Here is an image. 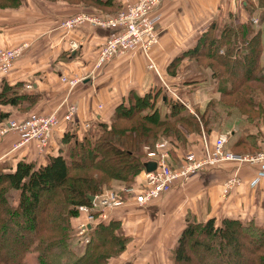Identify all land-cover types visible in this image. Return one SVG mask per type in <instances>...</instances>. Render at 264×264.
I'll list each match as a JSON object with an SVG mask.
<instances>
[{
	"label": "trees",
	"instance_id": "16d2710c",
	"mask_svg": "<svg viewBox=\"0 0 264 264\" xmlns=\"http://www.w3.org/2000/svg\"><path fill=\"white\" fill-rule=\"evenodd\" d=\"M39 1L85 5L108 17L121 11L117 0ZM21 5L22 0H0L1 11L18 10ZM246 11V20L232 16L226 22L213 20L196 45L167 68V77L176 79L182 74L183 62L192 61L216 81V97L201 115L191 114L183 100L161 88L140 96L132 91L115 108L109 122L95 118L86 130L88 123L66 122L79 126L82 136L76 130L65 133L59 153L46 164L20 161L14 169L0 170V264H30L32 255L37 264H111L124 255L131 238L121 221L110 218L90 232V242L79 254L73 253L69 241L85 221L78 208L90 205L89 196H101L116 184L124 188L119 196L125 202L133 197L131 190L142 188L138 178L149 163L147 150H153L158 142L168 141L171 158L180 165L185 153L193 151V136L205 135L213 145L211 133L225 130V124L237 116L247 131L255 133L248 135L251 142L242 138L229 150L264 151V0L259 9L248 7ZM258 11L261 16L254 24L253 15ZM201 74L203 71L194 75L184 71L183 84H197ZM248 85H257L259 91ZM27 89L23 83H1L0 124L11 118L3 108L27 114L37 105L39 96ZM34 114L43 116L31 113L16 120L24 122ZM200 140L201 148L195 152L204 148ZM168 259L171 264H264V224L233 217L200 221L189 214Z\"/></svg>",
	"mask_w": 264,
	"mask_h": 264
},
{
	"label": "crops",
	"instance_id": "0c3cea01",
	"mask_svg": "<svg viewBox=\"0 0 264 264\" xmlns=\"http://www.w3.org/2000/svg\"><path fill=\"white\" fill-rule=\"evenodd\" d=\"M117 2L122 10L131 0ZM260 5L261 0H163L157 12L160 18L157 28L159 43L149 55L157 72L148 70L149 58L141 52L120 56L97 69L101 46L106 42L109 30L91 24L81 25L72 31L62 27L66 19L82 12L100 15L91 7L22 0L18 10H0V48L27 46L11 72L0 77V85L2 82L9 85L23 83L26 87L32 86L27 92L39 96L37 105L27 114L10 107L3 108L5 113H11V118L3 124L9 120H23L31 113L43 116L56 113L63 120L70 105L77 106L78 112L74 118L77 125L93 124L95 118L109 122L115 108L130 92L134 91L140 96L161 88L170 95L176 90L177 81L182 82L188 93L186 108L191 114L197 112L201 115L207 104L216 97V81L209 72L203 71L197 84L187 86L183 84L184 71L176 79H169L167 68L175 58L196 45L213 20L226 22L229 16L240 21L246 20L247 8L259 9ZM260 16L258 11L253 15V20L259 21ZM72 43L79 46L78 50L72 51ZM74 54L75 57H68ZM183 65L187 69L192 68L185 70L189 75L201 72L195 62H183L181 67ZM74 76L84 78L76 88L62 82L63 77ZM168 83L172 86H167ZM236 120L240 125H233ZM77 125L63 122L55 131L52 143L43 151L38 149L36 142L16 148L21 139L13 131L0 135V170L14 169L20 161L34 162L38 166L46 164L47 159L59 153L64 134L69 130L74 133L80 129ZM225 125V130L212 132L210 139L230 132L228 150L242 138L252 141L248 135H254L255 131H247V126L237 116ZM262 132L264 135V127ZM82 133L78 131L77 135L82 136ZM200 139L203 138H191L193 151L201 148ZM171 162L173 165L178 164L173 157ZM235 165L224 164L210 172L200 173L149 206L138 205L133 196L124 207L113 210L109 218L122 222L131 244L125 254L111 264L170 262L168 252L181 234L189 214L200 221L214 218L219 222L224 217H233L264 224V179L253 187L258 167L240 168ZM141 175L138 178L140 182ZM235 175L241 178L242 183L224 197V183ZM116 185L114 188H123L120 184Z\"/></svg>",
	"mask_w": 264,
	"mask_h": 264
},
{
	"label": "built area",
	"instance_id": "2783aa9c",
	"mask_svg": "<svg viewBox=\"0 0 264 264\" xmlns=\"http://www.w3.org/2000/svg\"><path fill=\"white\" fill-rule=\"evenodd\" d=\"M163 0H131L117 14L112 16H101L89 13H79L62 23V27L72 31L81 25L91 24L109 30L110 36L101 46L99 60L96 68L126 54L144 53L148 58L153 47L159 43L158 10ZM258 24L257 20H253ZM27 46L17 48H0V77L7 75L14 63L22 56ZM72 51L78 50L76 43L70 45ZM148 70L157 72L155 63L149 58ZM84 78L63 77L62 82L67 83L71 88H76L83 82ZM28 90L31 86H27ZM170 95L179 101L180 97L171 92ZM101 108V106H100ZM77 106L70 105L63 120L57 114L47 116L31 115L24 122L9 120L0 127V135L13 131L20 136L19 143L15 146L21 148L30 142H36L39 150H46L51 144L54 133L63 122H72L77 115ZM193 112V111H191ZM91 124L85 126L89 129ZM231 139V133H224L216 138L213 145L207 144L206 136H203V143H206L201 152L191 151L185 153L180 165H173L169 153L168 141L158 142L153 150H147V160L155 164V171L144 170L142 176V188L134 191L135 202L140 206H149L151 203L161 200L176 186L186 183L192 177L205 171L213 170L225 163H238L239 166L258 167L257 175L252 186H257L264 179V151L257 154L235 155L226 149ZM238 176L227 179L223 186V196L230 193L241 185ZM124 188H115L105 191L101 196L95 197L88 206H80L79 212L85 216V221L76 227L75 238L72 242L78 247H84L90 242V232L105 221H108L109 214L113 210L124 207L126 202L120 198L119 192ZM130 192V191H127ZM138 193V194H136Z\"/></svg>",
	"mask_w": 264,
	"mask_h": 264
},
{
	"label": "rangeland",
	"instance_id": "374dc122",
	"mask_svg": "<svg viewBox=\"0 0 264 264\" xmlns=\"http://www.w3.org/2000/svg\"><path fill=\"white\" fill-rule=\"evenodd\" d=\"M120 12V11H119ZM118 12V13H119ZM117 13V14H118ZM116 14V15H117ZM262 40H263V47H264V32H263V36H262ZM154 48V47H153ZM181 72L182 71H189V70H192V68H188L187 69V66L186 65H183L182 67H180V69H179ZM201 71H204V70H201ZM196 84V83H195ZM167 86H172V84H169L168 83V85ZM249 86V88H252V89H255V90H257V91H259L258 90V88H257V85H254V86H251L250 87V85H248ZM176 90H174L173 92H175L178 96H180V98L184 101V102H187L186 100V98H187V92H186V88H184L183 87V85H182V82L180 83V81H177V84H176ZM195 88H196V85H195ZM236 118V117H235ZM235 124H239L238 123V121L236 120V121H234L233 122V125H235ZM240 125V124H239ZM228 133V132H227ZM224 134V133H223ZM220 135H222V134H220ZM220 135H218L216 138H218ZM216 138H214L215 139V141H216ZM214 141V142H215ZM206 142H207V144H208V146L210 145V141L207 139L206 140ZM205 144L206 143H203V147L205 146ZM228 145L226 146V149L228 150ZM228 151H230V150H228ZM231 153H233V154H235V155H248V154H255V153H244V152H242V153H244V154H241V152L239 151H230ZM188 153V152H187ZM225 164H236L235 165V167H239V165L240 164H238V163H225ZM178 165V164H177ZM222 165H224V164H222ZM222 165H220V166H222ZM246 165H244V166H240V168H242V167H245ZM205 172H210V171H205ZM204 173V172H203ZM257 175V174H256ZM241 179V178H240ZM184 184H186V183H184ZM184 184H180L179 186H181V185H184ZM115 186V185H114ZM117 186V185H116ZM112 188H114V187H112ZM117 188V187H116ZM111 190H113V189H111ZM170 193V192H169ZM168 193V194H169ZM232 193V192H231ZM167 194V195H168ZM15 196H16V194L15 193H13V195H12V199L14 200L15 199ZM75 234H76V229H75V231H74V234H73V236H72V238H71V240L69 241V245L71 246V250L73 251V253H75L76 255L77 254H79L80 252H81V250L83 249V247H78L77 245H75L74 244V242H72L73 240H74V238H75ZM29 263L30 264H37V262H36V258H35V256H31V257H29ZM171 264V262H159V261H154L153 262V264ZM151 264V263H150Z\"/></svg>",
	"mask_w": 264,
	"mask_h": 264
},
{
	"label": "water",
	"instance_id": "95a60500",
	"mask_svg": "<svg viewBox=\"0 0 264 264\" xmlns=\"http://www.w3.org/2000/svg\"><path fill=\"white\" fill-rule=\"evenodd\" d=\"M155 168H156L155 164L152 163V162H149V163L147 164V169H146V171H147V172H152V171H155ZM88 199H89V202H93V200L95 199V197H93V196H89Z\"/></svg>",
	"mask_w": 264,
	"mask_h": 264
}]
</instances>
